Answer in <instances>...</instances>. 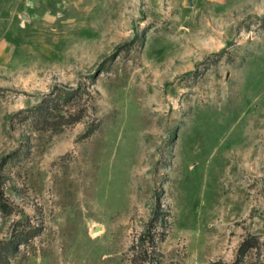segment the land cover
Wrapping results in <instances>:
<instances>
[{
    "label": "rangeland",
    "instance_id": "1",
    "mask_svg": "<svg viewBox=\"0 0 264 264\" xmlns=\"http://www.w3.org/2000/svg\"><path fill=\"white\" fill-rule=\"evenodd\" d=\"M0 264H264V0H0Z\"/></svg>",
    "mask_w": 264,
    "mask_h": 264
},
{
    "label": "trees",
    "instance_id": "2",
    "mask_svg": "<svg viewBox=\"0 0 264 264\" xmlns=\"http://www.w3.org/2000/svg\"><path fill=\"white\" fill-rule=\"evenodd\" d=\"M142 241H144V239H142ZM251 240H245L240 247V252L242 255H244V253L249 250V248H251L253 246V243L250 242Z\"/></svg>",
    "mask_w": 264,
    "mask_h": 264
}]
</instances>
